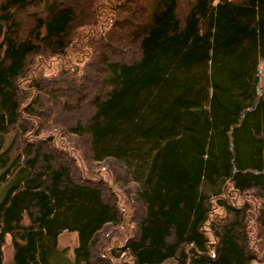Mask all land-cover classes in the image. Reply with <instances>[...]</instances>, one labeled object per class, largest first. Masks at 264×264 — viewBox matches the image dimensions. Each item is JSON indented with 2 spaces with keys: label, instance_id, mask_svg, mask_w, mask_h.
<instances>
[{
  "label": "trees",
  "instance_id": "1",
  "mask_svg": "<svg viewBox=\"0 0 264 264\" xmlns=\"http://www.w3.org/2000/svg\"><path fill=\"white\" fill-rule=\"evenodd\" d=\"M102 9L80 69L26 76ZM263 59L264 0H0V264L6 236L11 264H251ZM70 139L109 175L83 171ZM235 193L262 201L258 244ZM126 211L135 225L112 245ZM63 231L77 235L71 260Z\"/></svg>",
  "mask_w": 264,
  "mask_h": 264
},
{
  "label": "rangeland",
  "instance_id": "2",
  "mask_svg": "<svg viewBox=\"0 0 264 264\" xmlns=\"http://www.w3.org/2000/svg\"><path fill=\"white\" fill-rule=\"evenodd\" d=\"M42 6H39V8L37 9V11H39L40 13H42ZM98 9V8H97ZM35 10V9H32ZM101 12L104 14V18H106L105 21H103L104 23H99L98 26L96 27H87V28H78V33L83 32L84 30L86 31H93V32H97V29L99 27H107L108 24L110 23V16L106 13V10H101ZM83 36L81 37H77L76 40H74L72 47L70 49V51L65 55V57H52L49 58L48 60H44V59H37V64L30 66L29 68V72H27L26 76L28 78L30 77H35L37 74L41 75V76H49V75H55L57 74V72L61 69V68H65V67H71L73 69H80L81 65L88 60L90 54V50L91 47L89 46V44H87L85 42L86 38L85 36L87 35V33L84 31L83 33H81ZM85 44H87V46H85ZM258 68L260 70V84H259V89H260V94L264 93V59L259 63ZM32 93V90H31ZM49 135L50 134H54L56 141H60L63 143V138L61 137V135L57 132V131H49ZM65 140H67L66 138H64ZM9 140V135L6 136L5 141ZM68 142V149L74 153V155L76 156L77 159H79V166L80 168L83 169V171L88 172V169H92L90 170L91 173H94V175H97V172L99 173L100 171H102L101 173H103L104 175L107 174L109 175V171L106 170V167H108V169L110 170V166H108V162L104 161L102 163H91L88 162V159H85L83 154H82V150L80 148L82 147H78L73 139H70V141ZM74 145L76 146V148L74 147ZM83 149V148H82ZM83 159V160H82ZM88 163L91 165V167L88 166ZM112 166V165H111ZM88 168V169H87ZM88 170V171H87ZM112 171V170H111ZM112 173V172H111ZM110 183L113 185V182L109 179ZM122 190V188H120ZM121 196L119 197V204L125 207V204H123L124 202V197L122 196V194H120ZM244 196H238L236 193L232 196L234 197L233 199V204H237V203H242L243 201H248L249 203V209L247 210L249 215H248V222L250 223L251 227L250 228V238H251V242L258 244V240H257V227L256 224L257 222L255 221V214L259 212V209L261 207V199H257L254 200L252 198H249L250 195L246 194ZM215 212H217V210L215 209ZM124 217H126L125 223H122L119 225V227L117 226H111L113 228L107 230V232H110V237L111 235L117 230L116 233H114V235L112 237H116L119 236V240H116V238L113 239L112 245L113 244H119V242L122 240L121 238L127 236L129 229H130V225L131 223H133V225H135V222H129L128 223V211H126V215L123 214ZM128 223V224H127ZM110 227V226H109ZM113 231V232H112ZM78 241H77V235L75 232H68V231H63L61 232L58 237H57V247L58 249L65 250V255L67 256V258H69L70 260L73 258L74 253V247L77 245ZM257 250V259L253 260L251 262V264H264V245L263 247L260 248H256ZM2 251H3V261L2 264H11L12 262V257H13V249H12V245L10 242V237L6 236L5 237V242L4 245L2 246ZM123 258H125L128 261V257H124L123 255H121L119 257L117 261L122 260ZM125 260V261H126ZM130 264V262H129Z\"/></svg>",
  "mask_w": 264,
  "mask_h": 264
},
{
  "label": "water",
  "instance_id": "3",
  "mask_svg": "<svg viewBox=\"0 0 264 264\" xmlns=\"http://www.w3.org/2000/svg\"><path fill=\"white\" fill-rule=\"evenodd\" d=\"M257 94H258V96L260 95L259 85L257 86ZM258 96H257V98L255 99V101L253 102V107H252V109H254L255 103H256L257 100H258Z\"/></svg>",
  "mask_w": 264,
  "mask_h": 264
}]
</instances>
